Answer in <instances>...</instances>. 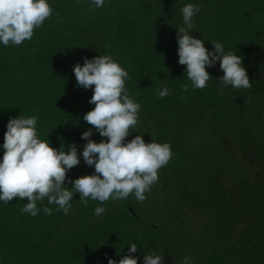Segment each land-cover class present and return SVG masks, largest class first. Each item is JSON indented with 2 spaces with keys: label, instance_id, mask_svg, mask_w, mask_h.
<instances>
[{
  "label": "trees",
  "instance_id": "trees-1",
  "mask_svg": "<svg viewBox=\"0 0 264 264\" xmlns=\"http://www.w3.org/2000/svg\"><path fill=\"white\" fill-rule=\"evenodd\" d=\"M54 15L20 46L0 45V158L10 118L37 116V131L52 147L67 151L93 128L83 116L94 109L92 89L78 86L73 67L85 58L111 55L129 73L130 97L140 103V123L125 142L170 143L174 153L159 180L139 202L100 204L74 193L68 215L47 199L36 217L21 209L27 198L0 202V261L3 264H108L136 243L163 264H264V0H50ZM199 4L195 37L219 41L244 57L252 87H222L220 63L208 68L204 89H192L179 64L181 8ZM188 85V92L184 86ZM167 86L170 95L158 97ZM94 87V86H93ZM153 137V138H152ZM95 173L81 155L66 187ZM71 190V189H70ZM161 197L163 200H161ZM164 201V205H161ZM51 208L46 215L43 207ZM106 211L94 215L96 207ZM166 210H169L167 213ZM195 217H201L200 230Z\"/></svg>",
  "mask_w": 264,
  "mask_h": 264
},
{
  "label": "clouds",
  "instance_id": "clouds-1",
  "mask_svg": "<svg viewBox=\"0 0 264 264\" xmlns=\"http://www.w3.org/2000/svg\"><path fill=\"white\" fill-rule=\"evenodd\" d=\"M104 5L105 0H90L92 8H103ZM54 12L50 0H0V45L20 46L24 41H31L35 30ZM199 12V4H185L181 8L183 24L175 27L178 31V62L186 65L185 72L192 89L207 87L212 78L207 69L215 67L217 62L224 73L219 79L222 87L250 89L253 82L243 65V56L226 51L219 41H211L214 49L210 51L204 39L192 35L194 17ZM73 72L78 86L93 90L89 103L95 107L83 116V120L107 139L93 140V128H87L81 135L86 141L82 153L76 144L68 145L67 151L64 146L58 150L38 135L37 116L20 114L9 119L2 146L5 151L0 158V202L9 204L14 198H27L21 211L32 217L41 211L37 202L45 199L49 205L57 206V212L68 215L74 193L79 194L84 204L89 198L104 204L109 200L127 199L130 195L144 202L146 193L159 180V170L167 166L174 155L170 143L161 144L154 139L146 143L141 134L125 142L140 123L141 105L130 97L126 87L129 73L113 56L86 57L83 65H74ZM183 91L188 92V85ZM157 94L163 99L170 95V90L164 86L157 89ZM81 155L87 166H94L95 173L77 178L74 186L66 187V181L73 183L67 173L80 165ZM52 211L43 207L46 215H51ZM105 211L104 207L98 206L94 215L99 217ZM129 245L128 255H123L119 261L106 257L108 264H139L140 257L132 255L137 252L138 245ZM163 261L164 256L155 251L143 257V264H163ZM181 264H195V261L186 256Z\"/></svg>",
  "mask_w": 264,
  "mask_h": 264
},
{
  "label": "rangeland",
  "instance_id": "rangeland-1",
  "mask_svg": "<svg viewBox=\"0 0 264 264\" xmlns=\"http://www.w3.org/2000/svg\"><path fill=\"white\" fill-rule=\"evenodd\" d=\"M161 200H163L162 197H161ZM161 205H164V201H162ZM166 212L168 213L169 210H166ZM191 218H192V219H190V220H195V221H197L195 225H197V224L199 223V227L197 226V229L200 230L199 228H202V227H201V224H200V223H201V217H195L194 215H192Z\"/></svg>",
  "mask_w": 264,
  "mask_h": 264
}]
</instances>
